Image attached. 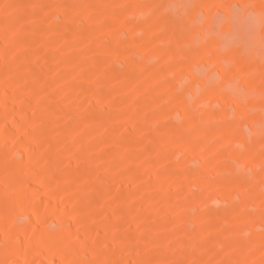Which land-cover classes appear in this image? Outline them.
<instances>
[{"label": "rangeland", "instance_id": "1", "mask_svg": "<svg viewBox=\"0 0 264 264\" xmlns=\"http://www.w3.org/2000/svg\"><path fill=\"white\" fill-rule=\"evenodd\" d=\"M0 264H264V0H0Z\"/></svg>", "mask_w": 264, "mask_h": 264}]
</instances>
